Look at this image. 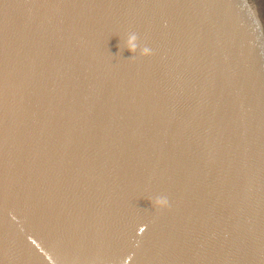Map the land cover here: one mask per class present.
<instances>
[{
    "label": "water",
    "instance_id": "obj_1",
    "mask_svg": "<svg viewBox=\"0 0 264 264\" xmlns=\"http://www.w3.org/2000/svg\"><path fill=\"white\" fill-rule=\"evenodd\" d=\"M0 264H264V0H0Z\"/></svg>",
    "mask_w": 264,
    "mask_h": 264
},
{
    "label": "clouds",
    "instance_id": "obj_2",
    "mask_svg": "<svg viewBox=\"0 0 264 264\" xmlns=\"http://www.w3.org/2000/svg\"><path fill=\"white\" fill-rule=\"evenodd\" d=\"M124 49H127L130 53H132V58L134 54H139L141 57H148L153 54V51L147 45H141L138 35L135 32H131L128 34ZM152 205L160 210L167 209L170 207L169 198L166 195L156 196L152 201Z\"/></svg>",
    "mask_w": 264,
    "mask_h": 264
}]
</instances>
